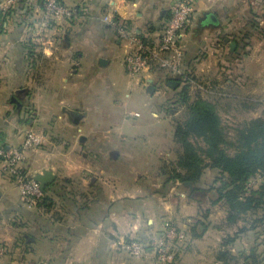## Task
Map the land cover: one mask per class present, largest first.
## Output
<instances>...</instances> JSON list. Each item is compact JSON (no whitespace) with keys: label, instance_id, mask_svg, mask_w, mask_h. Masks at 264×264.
<instances>
[{"label":"crops","instance_id":"obj_1","mask_svg":"<svg viewBox=\"0 0 264 264\" xmlns=\"http://www.w3.org/2000/svg\"><path fill=\"white\" fill-rule=\"evenodd\" d=\"M43 1L19 0L0 28V145L20 148L27 130L45 136L38 152L25 153L21 167L30 178L44 171L56 176L45 190L54 205L49 211L27 208L0 163V241L11 248L0 264H151L152 258H133L114 243L159 235L167 220L192 231L179 264H264V224L244 232L243 222L228 224L210 190L214 172L207 171L197 190L167 183L164 165L179 153L165 91L173 80L155 69L131 80L127 44L104 21L124 18L157 44L180 0H63L74 18L45 33ZM196 2L183 38L186 68L216 81L221 70L240 98L236 104L248 114L263 106L255 115L261 116L264 0ZM230 43H236L234 51ZM228 61L236 62L237 74L223 68ZM127 84L138 87L140 98L147 92L152 118L168 120L171 132L145 130L144 112L119 101ZM225 250L234 260L220 258Z\"/></svg>","mask_w":264,"mask_h":264},{"label":"trees","instance_id":"obj_2","mask_svg":"<svg viewBox=\"0 0 264 264\" xmlns=\"http://www.w3.org/2000/svg\"><path fill=\"white\" fill-rule=\"evenodd\" d=\"M204 18L202 28L208 24ZM140 36L146 45H154ZM182 84L180 82L176 88L180 90L176 97L187 114L182 120L175 121L174 140L179 153L176 161L164 165L167 183L178 182L188 190L191 187L197 190L207 171H212L215 176L210 190L214 193V202L226 209L228 224L235 226L243 222L241 232L263 225L264 114L243 121L235 129V138L231 139L216 104L201 97L190 102L192 91L189 85ZM258 176L262 178L261 184L249 188L248 183ZM53 205L44 191L37 208L49 211ZM187 232L192 233L191 230ZM233 241V238L228 240ZM180 256L179 252V259ZM220 258L234 260L227 251L222 252Z\"/></svg>","mask_w":264,"mask_h":264},{"label":"built area","instance_id":"obj_3","mask_svg":"<svg viewBox=\"0 0 264 264\" xmlns=\"http://www.w3.org/2000/svg\"><path fill=\"white\" fill-rule=\"evenodd\" d=\"M19 0H0V28L6 17L18 4ZM196 0H180L171 6L167 20L157 44L146 45L140 34L132 29L128 22L119 16L108 15L105 23L125 41L128 53L124 63L130 77H137L144 72L155 70L164 71L171 80H178L182 85H189L191 91L208 92L206 84L201 83L188 72L185 66V45L183 38L187 34L197 11ZM42 17V32L62 26L74 18V11L63 0H44ZM226 60L223 58L221 61ZM225 63V62H224ZM226 66H230L227 62ZM220 95L227 96L226 93ZM140 117L137 112L130 114ZM46 141L45 136L35 130L25 132L23 145L20 148H7L0 145V163L2 171L13 177L20 189L21 200L29 209L38 207L44 197L41 185L30 178L21 167L26 152H38ZM262 178L248 183V187L261 184ZM190 240L187 230L180 228L171 221H165L159 235L151 236L146 241L133 239L129 242H115L116 248H123L131 257L136 259H151V264H177L178 253ZM11 253L8 244L0 241V258Z\"/></svg>","mask_w":264,"mask_h":264},{"label":"rangeland","instance_id":"obj_4","mask_svg":"<svg viewBox=\"0 0 264 264\" xmlns=\"http://www.w3.org/2000/svg\"><path fill=\"white\" fill-rule=\"evenodd\" d=\"M228 62L230 63V66L227 67L229 69H226V71L231 70L233 72V75L235 74V72L237 74L238 68L236 67V65H237L236 62H234V61H232V62L228 61ZM224 66H226V65L223 64V68H224ZM193 70L195 72H197V70H195V68H193ZM221 73H222V71L219 70L220 76L217 77L218 82L214 79L207 78L206 75H203V74L199 75L198 73H193V75L197 78L198 81L207 85L208 92H200L197 90H192V92L190 94V102H193V100L195 101V99L201 97V98L207 100L208 102H212V103L216 104L217 109L221 115L223 124L226 128V131L228 132V137L233 139L236 136V133H235L236 127H238V125H240L246 119H249L251 117H257V116H255L256 113H259L257 111H260L263 108V106L260 107V106L255 105L254 107L256 110L255 111L253 110L252 111L253 113H251V114L244 112L243 110L246 107L244 108V107L236 104V102L240 101L239 100L240 98H237V97L235 98L233 96L232 92L229 90V87L225 85V77H223V74H221ZM126 75L131 80L139 79V76H140L139 75V76L133 78V77H130L127 73H126ZM106 86H107V83H105L103 89L105 88L107 90ZM235 86H237V85H235ZM135 87L137 90L138 87L137 86H135ZM165 89H166L165 91L167 92V95L171 96V98L167 100V104H168L167 108H168V110H171L170 115L173 116L175 121L176 120H182L187 114L186 108L183 107L180 103H178L179 98L176 97V95H175L176 93H173V90L171 89V87L166 86ZM234 89H236V88H234ZM136 90H132V88L127 84L120 91L121 96L119 98V101L121 103H126L125 107L128 110L135 109V110H139L140 112H144L142 119L149 121L146 124V126H148V128L147 127L145 128V130L149 134H151L152 132L159 130L161 128L166 129L168 127H170V132H171L172 127H171L168 120H163V118L160 117L158 119L159 122H157V120H154L152 118L151 111L153 109V104H151L150 102L148 103L147 92L144 91V93H143L144 97L140 98L139 94H141V93H139V91L137 92ZM221 93H226L227 96L220 95ZM126 94H128L130 97H127ZM241 101H245V100L241 99ZM144 102H145L146 106H144ZM248 106H250V105H248ZM160 115H162V114H160ZM257 115H259V114H257ZM127 124H129V122ZM124 131H126L128 133L129 127L124 126ZM168 135L171 136V134H169V133H168ZM188 243H189V241L187 242V244Z\"/></svg>","mask_w":264,"mask_h":264},{"label":"water","instance_id":"obj_5","mask_svg":"<svg viewBox=\"0 0 264 264\" xmlns=\"http://www.w3.org/2000/svg\"><path fill=\"white\" fill-rule=\"evenodd\" d=\"M207 15L205 16L204 20L207 19ZM231 50L234 51L236 47V43H230ZM179 85L178 80H173L169 83V86L172 88H176ZM77 118L80 117V115H75ZM56 179V176L51 171H44L42 174H38L35 177V180L40 183L41 189L43 191L46 190V188ZM193 190V188H191Z\"/></svg>","mask_w":264,"mask_h":264}]
</instances>
